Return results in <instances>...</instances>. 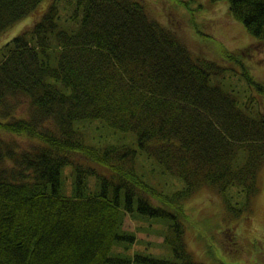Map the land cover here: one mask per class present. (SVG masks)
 <instances>
[{"label":"trees","instance_id":"16d2710c","mask_svg":"<svg viewBox=\"0 0 264 264\" xmlns=\"http://www.w3.org/2000/svg\"><path fill=\"white\" fill-rule=\"evenodd\" d=\"M44 1L0 0V37ZM227 10L256 41L207 33L221 62L141 0H51L3 43L0 264H212L187 248V201L211 192L229 218L249 214L264 166V81L245 62L264 45V0ZM151 226L159 251L133 249Z\"/></svg>","mask_w":264,"mask_h":264},{"label":"rangeland","instance_id":"374dc122","mask_svg":"<svg viewBox=\"0 0 264 264\" xmlns=\"http://www.w3.org/2000/svg\"><path fill=\"white\" fill-rule=\"evenodd\" d=\"M141 1L146 6L148 14L164 25H168L167 14L171 18L172 12H175L173 18H180L182 23L176 21V24L172 26L194 54H204L221 62L218 51L215 50L212 44L208 43V40L212 39L208 37L207 33H212L211 36L215 41L222 43L229 49L242 48L251 43L255 44L256 38L247 32L241 22L235 21L229 15L227 10L228 0ZM50 2L51 0H45L30 17L15 24L8 30L9 32L6 31L7 33L0 37V48H2L4 42L6 43L20 30L25 29L26 24L34 23L36 19H39ZM183 10H186V14L182 13ZM194 16L200 30L197 25L193 27L195 31L197 29L201 31V34L198 33L197 36L192 27L187 25L190 24L187 19L190 20ZM250 57L252 59L249 58L248 61H245L249 68L247 71L254 79L259 77L261 81H264V45L255 46ZM235 69L240 70L242 73L243 69L240 66H235ZM93 126L91 125V127ZM115 140H112V142H115ZM259 179L260 192L252 201L250 213H244L240 217L229 218L220 197L211 192H201L187 201L186 210L195 225L186 229V244L188 250L194 253L193 255L197 260L203 261V258L206 259L205 252L207 254L209 250L213 259L209 260L212 264H218V262L223 264H264V166ZM63 182L66 189L70 190L71 176L69 173L63 174ZM231 194L236 196L235 192H231ZM232 204L235 206L233 202ZM137 218L140 219L135 213L127 212L124 214V229L134 232L140 222ZM225 219L234 228L230 227ZM148 224L149 222L147 223V230H149ZM157 228L158 226H156ZM154 230L151 226L150 232H145L140 227L136 235L141 242L133 249H139L143 253L159 251L153 246L160 244L163 236L160 237ZM255 242L257 246L254 245ZM230 247L238 251L237 255H235L234 250L228 251ZM212 252H214V255Z\"/></svg>","mask_w":264,"mask_h":264}]
</instances>
